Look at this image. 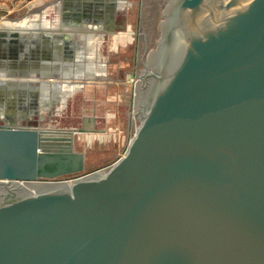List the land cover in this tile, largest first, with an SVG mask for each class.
<instances>
[{"label": "water", "instance_id": "95a60500", "mask_svg": "<svg viewBox=\"0 0 264 264\" xmlns=\"http://www.w3.org/2000/svg\"><path fill=\"white\" fill-rule=\"evenodd\" d=\"M138 37L140 122L105 170L57 178L93 115L0 122V264H264V0H141Z\"/></svg>", "mask_w": 264, "mask_h": 264}, {"label": "rangeland", "instance_id": "374dc122", "mask_svg": "<svg viewBox=\"0 0 264 264\" xmlns=\"http://www.w3.org/2000/svg\"><path fill=\"white\" fill-rule=\"evenodd\" d=\"M156 1L159 7L163 3V0ZM30 4V0H5L0 4V16L16 14L22 18L24 14L30 16L31 12L45 8ZM140 5L141 0H120L118 15L110 24L100 17L89 18L90 6L80 0L73 25L83 28L81 34L86 35L79 42L83 74L77 73L74 78H68V82H57L62 90L49 101V112L43 110L32 117L0 116V122L64 127L79 126L84 114L94 116L93 126L102 128V131L76 132L74 135V148L83 150L85 154L84 169L60 175L59 179H70L96 169L105 170L123 154L140 122L138 114L134 116L133 113L135 82L139 79L135 74L146 69L140 60L144 47V40L138 37ZM52 11L50 6L47 12ZM65 13H62L60 23L67 26L71 22L67 21ZM46 22L54 25L56 20H44L42 23ZM13 23V20L0 21V33L2 27H11ZM18 23L24 24L25 21L20 19ZM92 29L98 30L91 32ZM12 43L10 40L9 45Z\"/></svg>", "mask_w": 264, "mask_h": 264}, {"label": "crops", "instance_id": "0c3cea01", "mask_svg": "<svg viewBox=\"0 0 264 264\" xmlns=\"http://www.w3.org/2000/svg\"><path fill=\"white\" fill-rule=\"evenodd\" d=\"M4 1L0 0V4ZM81 1L92 4L97 0ZM79 2L80 0H30V5L37 4L45 8L39 12H31L30 16L24 14L22 18L16 14L10 17L0 16V21L14 22L11 27H2L0 34V78L4 76L0 81V116L32 117L43 110L49 112V101L55 99L57 93L62 90L57 84L63 83L62 73L65 75L64 79L76 76L74 71L79 70L81 66L79 42L86 36L81 34L83 28L77 24L73 25L78 14L75 12L76 5ZM101 2L112 3L114 8H118L120 0ZM50 6L52 13L47 12ZM65 11L67 21L71 22L67 26L60 23ZM20 19L25 23L19 24ZM114 19L115 17L107 20L111 24ZM36 20H56V23L48 25L47 22H34ZM95 30L92 29L91 32ZM10 40H13L12 46L9 45Z\"/></svg>", "mask_w": 264, "mask_h": 264}, {"label": "flooded vegetation", "instance_id": "af4514ba", "mask_svg": "<svg viewBox=\"0 0 264 264\" xmlns=\"http://www.w3.org/2000/svg\"><path fill=\"white\" fill-rule=\"evenodd\" d=\"M90 6L91 12L88 13L89 18L92 16L94 17H100L104 18V22H108V18H116L118 15L117 8H114V4L108 3L103 4L101 0H97L96 2H93L92 4H88ZM104 12V13H103ZM1 34V33H0ZM81 122V118H80Z\"/></svg>", "mask_w": 264, "mask_h": 264}, {"label": "bare ground", "instance_id": "6f19581e", "mask_svg": "<svg viewBox=\"0 0 264 264\" xmlns=\"http://www.w3.org/2000/svg\"><path fill=\"white\" fill-rule=\"evenodd\" d=\"M55 69H56V67H54ZM55 69H54V71H55ZM57 70V69H56ZM48 71V70H47ZM58 71H59V69H58ZM88 71V70H87ZM8 72V71H7ZM60 72V71H59ZM58 72V73H59ZM63 72V71H62ZM71 72V71H70ZM76 74L78 73V74H83V71L82 70H77V71H74ZM74 72H72V73H74ZM89 72V71H88ZM93 72V71H92ZM55 73V72H54ZM97 73V72H96ZM56 74V73H55ZM59 74H61V73H59ZM65 74H67V73H65ZM71 74V73H70ZM86 74V73H85ZM101 74V73H100ZM74 75V74H73ZM2 76V75H1ZM60 76V75H59ZM65 75H63V73H62V76H61V78H62V80L65 82V81H67V79H64L63 77H64ZM1 80L0 81H2V79H4V76H2L1 78H0ZM68 82V81H67ZM63 85V88H64V86L66 85V83L65 84H62ZM69 88V87H68ZM30 189H32L31 187H29Z\"/></svg>", "mask_w": 264, "mask_h": 264}]
</instances>
